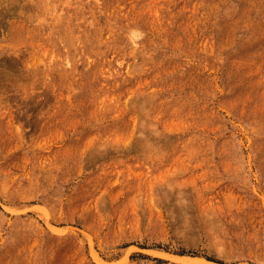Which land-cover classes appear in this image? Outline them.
<instances>
[{
	"label": "rangeland",
	"instance_id": "obj_1",
	"mask_svg": "<svg viewBox=\"0 0 264 264\" xmlns=\"http://www.w3.org/2000/svg\"><path fill=\"white\" fill-rule=\"evenodd\" d=\"M264 264V0H0V264Z\"/></svg>",
	"mask_w": 264,
	"mask_h": 264
},
{
	"label": "bare ground",
	"instance_id": "obj_2",
	"mask_svg": "<svg viewBox=\"0 0 264 264\" xmlns=\"http://www.w3.org/2000/svg\"><path fill=\"white\" fill-rule=\"evenodd\" d=\"M158 254L166 258H170L174 261L185 262L188 264H220V263L210 261L202 257H196V256L176 255V254H169L166 252H158Z\"/></svg>",
	"mask_w": 264,
	"mask_h": 264
}]
</instances>
